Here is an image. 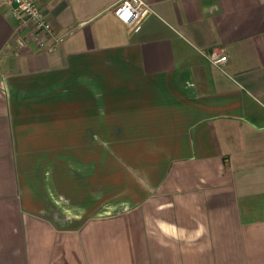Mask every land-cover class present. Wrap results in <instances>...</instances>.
<instances>
[{
    "label": "crops",
    "instance_id": "1",
    "mask_svg": "<svg viewBox=\"0 0 264 264\" xmlns=\"http://www.w3.org/2000/svg\"><path fill=\"white\" fill-rule=\"evenodd\" d=\"M36 1L52 52L0 5V264H264V0Z\"/></svg>",
    "mask_w": 264,
    "mask_h": 264
},
{
    "label": "built area",
    "instance_id": "2",
    "mask_svg": "<svg viewBox=\"0 0 264 264\" xmlns=\"http://www.w3.org/2000/svg\"><path fill=\"white\" fill-rule=\"evenodd\" d=\"M0 5L10 10L16 20L29 23L33 32H35V38L39 35H45L52 39L53 43L48 46L43 41H38L39 48L52 52L57 44H61L65 40V36H56L53 26L45 20L41 5L36 0H0ZM150 11V7L144 0H123L113 10V14L119 22L131 31L138 32L142 20ZM209 60L213 65L219 67L227 61V57L212 52L209 55Z\"/></svg>",
    "mask_w": 264,
    "mask_h": 264
}]
</instances>
